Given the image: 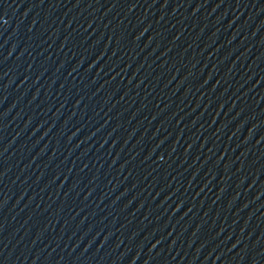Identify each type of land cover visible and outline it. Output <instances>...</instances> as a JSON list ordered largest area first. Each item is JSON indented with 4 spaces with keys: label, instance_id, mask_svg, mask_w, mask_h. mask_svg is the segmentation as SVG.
Here are the masks:
<instances>
[{
    "label": "water",
    "instance_id": "1",
    "mask_svg": "<svg viewBox=\"0 0 264 264\" xmlns=\"http://www.w3.org/2000/svg\"><path fill=\"white\" fill-rule=\"evenodd\" d=\"M0 264H264V0H0Z\"/></svg>",
    "mask_w": 264,
    "mask_h": 264
}]
</instances>
